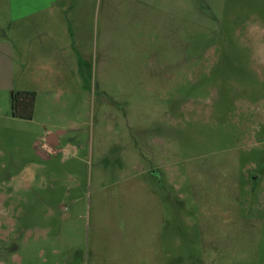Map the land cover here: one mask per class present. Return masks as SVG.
I'll return each instance as SVG.
<instances>
[{
  "label": "rangeland",
  "instance_id": "obj_1",
  "mask_svg": "<svg viewBox=\"0 0 264 264\" xmlns=\"http://www.w3.org/2000/svg\"><path fill=\"white\" fill-rule=\"evenodd\" d=\"M98 1L138 7L130 86L22 120L0 79V264H144L154 229L165 264H264V0ZM147 2L176 9L173 57L144 42ZM161 58L173 81L146 82Z\"/></svg>",
  "mask_w": 264,
  "mask_h": 264
},
{
  "label": "crops",
  "instance_id": "obj_2",
  "mask_svg": "<svg viewBox=\"0 0 264 264\" xmlns=\"http://www.w3.org/2000/svg\"><path fill=\"white\" fill-rule=\"evenodd\" d=\"M171 6L165 10L171 12H163L160 4L147 2L141 8L145 10L141 21L145 44L153 35L169 44L167 54L173 57L177 53L173 27L167 23L177 22L178 14ZM5 8L10 16L8 35L2 25ZM136 10L132 4L98 0H7L6 5L0 0V76L4 77L0 79L6 80L5 86L12 92L36 93L35 109L47 101L77 100L96 80L130 86L133 72L139 70L130 51ZM160 56L148 47L141 54L145 60ZM162 61L156 69H146L150 65L144 63L146 82L154 83L158 70L161 78L157 81H173V58L167 67ZM63 134L47 130L45 148L59 147ZM160 231L151 230L155 250L143 246L144 264H165Z\"/></svg>",
  "mask_w": 264,
  "mask_h": 264
},
{
  "label": "trees",
  "instance_id": "obj_3",
  "mask_svg": "<svg viewBox=\"0 0 264 264\" xmlns=\"http://www.w3.org/2000/svg\"><path fill=\"white\" fill-rule=\"evenodd\" d=\"M36 93L15 91L11 94V109L15 118L32 120L36 104Z\"/></svg>",
  "mask_w": 264,
  "mask_h": 264
}]
</instances>
